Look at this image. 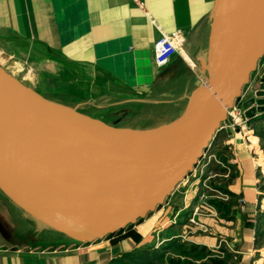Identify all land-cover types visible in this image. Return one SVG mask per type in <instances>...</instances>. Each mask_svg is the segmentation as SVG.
<instances>
[{"label":"crops","instance_id":"1","mask_svg":"<svg viewBox=\"0 0 264 264\" xmlns=\"http://www.w3.org/2000/svg\"><path fill=\"white\" fill-rule=\"evenodd\" d=\"M218 3L0 0V55L7 61L16 58L14 63L32 65L46 74L54 71L55 83L70 86L76 101L82 100L80 97L109 101L149 97L167 90L182 77L180 53L163 67L155 61V44L163 32L180 29L186 38L184 44H192L197 35L212 27ZM260 70L264 72V60ZM263 72L258 82H253V74L252 90L259 89ZM244 90L247 93L248 87ZM196 91L197 87L190 91L191 97ZM252 146L240 149L228 145L230 156L219 153L223 170L228 165L235 173L227 189H219L228 194L229 200L211 199L209 204L224 219L214 217L209 208L199 212L196 204L200 196H190L184 207L177 203V194L173 202L176 189L167 201L172 205L167 207L166 202L138 221L134 234L128 232V226L92 242L41 229L0 188V264H114L125 261L124 255L129 252L147 254L148 245L150 250L167 245L169 251L182 242L192 252L202 248L220 251L219 261L228 264H264V209L259 205L260 175ZM193 215L210 224L215 233L196 234L197 227L191 230ZM158 258L151 256V264ZM207 258L185 259L204 264ZM140 263H144L142 259Z\"/></svg>","mask_w":264,"mask_h":264},{"label":"water","instance_id":"2","mask_svg":"<svg viewBox=\"0 0 264 264\" xmlns=\"http://www.w3.org/2000/svg\"><path fill=\"white\" fill-rule=\"evenodd\" d=\"M263 60L264 0H219L210 85L194 93L178 120L152 131L109 126L46 98L0 65V188L48 228L79 242L137 223L195 169ZM243 106L247 118L264 113V72ZM18 158L46 168L62 181L63 191ZM114 167L124 170L95 185L88 181L95 179L94 172ZM76 181L92 184L93 191L82 195L72 185ZM124 186L132 193L130 203L117 199Z\"/></svg>","mask_w":264,"mask_h":264},{"label":"rangeland","instance_id":"3","mask_svg":"<svg viewBox=\"0 0 264 264\" xmlns=\"http://www.w3.org/2000/svg\"><path fill=\"white\" fill-rule=\"evenodd\" d=\"M213 24L214 20L212 22V27L206 29L205 32H201L199 35H197L194 42L192 41V44H190L189 42L188 45L183 44L181 46V53L179 56L181 62L182 77L173 85L168 87L167 90L161 91L149 97L139 96L121 99L112 98L111 101L103 98L89 99L86 97H80L82 100L76 101L71 91H69L71 89L70 86L64 88L58 86V83H55L56 79L54 71H49L47 74L43 73V71H41L40 69L31 67L32 65L29 66L24 63H14V61L17 60L16 58L8 59L7 61V58L4 57L5 55L3 54L0 55V65L12 75L20 79L24 84L39 91L46 98L55 102L73 106L109 126L125 130L152 131L168 126L181 117V115L191 103L192 97L190 95V91L192 89L197 87L198 90L199 88L210 85L209 55ZM170 62L168 64H170ZM262 65L263 61L261 62L260 66L262 67ZM261 70L255 72L253 82H258L257 78L259 74L263 72H261ZM252 85L253 84L251 80L250 83L246 86L248 87V92L246 93L244 91L242 99L240 98L241 101L244 100L243 102H245L255 94H251L252 92H255L254 90H252ZM261 115L262 116L261 118H259V120L253 121V123H251L253 132L248 131L246 135H244V132L232 134L231 132H227L225 129L220 130L218 136L214 140L213 148L207 153L206 157L202 159L200 163L198 162L199 164L196 165L195 169L180 183L175 195H172L174 197L172 201H175L174 199L177 194L179 195L177 203L180 204V206L184 207L190 202V200L188 199L190 196H200V200L196 204L200 208L199 212H202L206 208H209L211 209L210 213H214V217H222L219 216L218 209L214 210L212 206H209L210 200L220 199V201L223 202L229 200L230 197L226 198L225 196H221L218 193V190L222 188L227 189L229 184L233 182L235 173L233 171L232 172L234 174L231 173V171L229 172L228 165H225L226 171L223 170L219 153H224L230 156L232 151L227 148L228 145L232 147L237 145V147H239L240 149H242L243 147H249V145H253L251 147V152L258 168V175H260L259 190L261 194L259 205H263L261 209H264V113ZM224 141H229V143H224ZM210 154H215V156L211 157ZM122 170L123 168L120 169L114 167L109 169L108 171L100 172L112 173V175L115 177L119 175ZM96 172H94L93 175ZM41 174L43 175L44 180L47 181L51 186L59 190H62L61 188H64L61 183L62 181L53 176V174L43 166ZM86 175L90 176L92 174ZM94 178L96 180H88L94 185L98 182H101V180H107L106 178ZM90 183H81L76 181L73 182L72 185L78 191L89 192L93 191V186H91L92 184L90 185ZM122 190L124 191L125 189ZM167 201L168 199L166 200V202ZM240 201L243 203L245 202L243 198H240ZM167 203L165 204L167 205V207L169 206V204L172 205L171 202L168 204ZM24 211L26 212L28 217H30L31 221L37 223V225L41 229L52 230L48 228L49 226L42 225L39 222L35 221L30 213H28L26 210ZM191 219H194L195 222H192ZM140 222L141 221H139L138 223ZM190 224H192L189 225L191 230V227H197L196 234H210L211 232L215 233L212 230L210 224L200 222L198 218H195L194 215L190 218ZM134 225H136V223L130 225L132 226V232H135ZM150 247L151 246L148 245L149 250H145L144 252H148L147 254H138V257H140L141 259H145L151 256H159L158 260H155L153 264H172L173 262L178 261H180L181 264H199L194 261H188L185 258L190 257L192 260H198L200 258L206 257L207 255L208 258L206 262H203L204 264H228V262L225 263L219 261L218 255H221L220 251L218 252L216 250H212L210 252L209 250H205L202 248L198 251L192 252L188 250L189 247L185 244V242L178 244L173 248V250L170 249L169 251L167 249V245H161V248L155 250H150ZM124 259L125 261H127V263H131L128 258ZM145 260L146 261H144V263L142 264H151L150 262H147L148 259ZM152 261L154 260L152 259Z\"/></svg>","mask_w":264,"mask_h":264},{"label":"built area","instance_id":"4","mask_svg":"<svg viewBox=\"0 0 264 264\" xmlns=\"http://www.w3.org/2000/svg\"><path fill=\"white\" fill-rule=\"evenodd\" d=\"M185 40L186 38L180 29H177L169 33L163 32L161 38L155 44V61L157 65L159 67L166 66L173 59L174 56L181 53V46L184 44ZM243 95H244V92L242 94V97ZM241 99H239L237 103L235 104V106L229 110L228 119L224 123H222L220 130L225 129L227 132H231L232 134L244 132L245 133L244 135H246L248 131L253 132V129L251 128L252 126L250 123L251 118L246 117L245 115L246 108H244L243 106L244 100L241 101ZM212 148H213V145H210L208 147L202 159L206 157L207 153ZM210 156L211 157L215 156V154H210ZM201 160L199 161V163L201 162ZM223 167L225 168V166ZM228 170L230 172L229 167H228ZM218 193L221 196H225L226 198L229 197L228 194L223 191L218 190ZM191 221L195 222L194 219H191Z\"/></svg>","mask_w":264,"mask_h":264},{"label":"bare ground","instance_id":"5","mask_svg":"<svg viewBox=\"0 0 264 264\" xmlns=\"http://www.w3.org/2000/svg\"><path fill=\"white\" fill-rule=\"evenodd\" d=\"M14 157H18V156H16V155H14ZM18 159H20V160H22L23 162H25L27 165H28V167L30 168V170L32 171V173L33 174H35L36 176H38L39 178H41V179H43L44 180V178H43V175L41 174L42 173V166L41 165H39L38 163H36V162H34L32 159H24V158H18ZM124 170V169H123ZM122 170V171H123ZM121 171V172H122ZM95 176L94 177H98L99 179H104V178H106V179H110V178H113L114 176L112 175V173H101V172H96L95 174H94ZM118 176V175H117ZM116 177V176H115ZM62 189V191H63V189L64 188H61ZM122 189H125L124 191L122 190ZM59 191H61V190H59ZM78 191V190H77ZM82 195H84V196H86L87 194H90L91 193V191H89V192H81V191H79ZM117 193H118V201L119 202H122V203H127V202H129V200H130V198H131V196H132V193L130 192V190H129V186H124V187H122V188H119L118 190H117ZM89 199V198H88ZM130 203V202H129ZM32 216V215H31ZM34 219H35V221H37V222H39L40 224H42V225H46V226H48L47 225V223L46 222H44L42 219H40L39 217H36V216H32Z\"/></svg>","mask_w":264,"mask_h":264},{"label":"trees","instance_id":"6","mask_svg":"<svg viewBox=\"0 0 264 264\" xmlns=\"http://www.w3.org/2000/svg\"><path fill=\"white\" fill-rule=\"evenodd\" d=\"M255 117H253V118H251L250 119V123H253V121H256V120H259V119H254ZM222 190H226V189H224V188H222ZM131 227L132 226H129L128 227V232L130 233V234H134V232H132L131 231ZM124 258H128L130 261H131V263H127V261H118V262H116V263H114V264H138V263H140V257H138V254L137 253H135V252H132V253H126L125 255H124ZM145 259H148L147 260V262L149 263H151V261H152V259H151V257H148V258H145ZM144 258L142 259L143 260V262L144 261H146ZM146 262V263H147ZM172 264H181V262L180 261H178V262H173Z\"/></svg>","mask_w":264,"mask_h":264}]
</instances>
